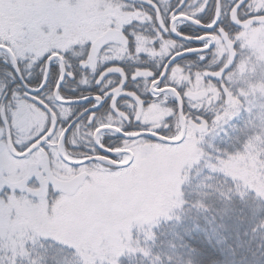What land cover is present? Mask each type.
Listing matches in <instances>:
<instances>
[{
  "label": "snow or ice",
  "instance_id": "obj_1",
  "mask_svg": "<svg viewBox=\"0 0 264 264\" xmlns=\"http://www.w3.org/2000/svg\"><path fill=\"white\" fill-rule=\"evenodd\" d=\"M17 2L23 4L35 2L43 7L67 6V0H59V3L54 0ZM120 2L123 9L118 8L111 15L106 14L101 24V30L115 35L113 39L100 45L96 59L91 57L93 45L91 40L87 42V55L82 53L74 56L57 48L43 53L30 49L23 41L15 39L9 30L8 21L0 17V59L11 65L15 72L13 81L19 77L24 89L11 91L9 95L8 85L0 86V145L7 149L13 160H27L37 152L51 153L57 143L70 145L64 148L66 154L70 153L72 149L78 147L74 137L83 128L89 147L87 152L79 157L68 155V166L73 173L82 174V169H91L94 166L106 168L112 174L131 169L136 163L135 159H129L123 169L110 166L106 161L118 163L123 160L122 148L126 145H138L141 141L166 143L170 140L172 143L169 147L185 150L192 154L193 162H199L204 153L197 145L203 137L215 133L224 124H230L238 115L239 109L243 107L240 97L246 94L243 91L239 94L231 91L230 86L236 82L238 74L234 68L235 59L230 53L234 51L235 45L246 40L251 42L246 33L264 28V0H230L229 7H225L222 0H216V7L210 15L209 0H188L187 7L185 0H178L176 6L168 10L161 8L159 0H143V3L152 9L151 14L129 5L126 0ZM196 4L199 6L194 7ZM129 8L132 10L128 11ZM120 14L125 17L122 22L116 18ZM33 23L37 32L42 31L44 22L41 19ZM144 23L152 25L155 33L153 37L147 39V44L157 49L152 53L153 56L160 55L158 45L161 42L165 43L164 62L157 65L162 68L163 73L141 67L128 70L124 66L125 54L127 59H133L151 52L150 48L145 47L142 34L134 27ZM15 28L25 34V40L30 38L24 23L17 21ZM172 36L187 43L177 47L176 41L171 39ZM138 40L140 46L137 48ZM261 42L264 43V35L261 36ZM190 55L204 66L203 70H197L194 76L189 73L177 78L174 74L183 71L178 59H187ZM191 66L189 64V68ZM33 70L38 73L34 81ZM89 74L95 80L97 88L95 93L65 94V90L69 88L73 93H77L76 85L90 87ZM114 76L117 79H114ZM181 79L186 83L181 85ZM138 80L145 85L139 95L129 88L130 84L133 88H139L135 83ZM70 82L74 83L70 85ZM192 86H199L205 90L208 108H204L202 103L195 102L189 90ZM166 88H172L175 93L171 97L176 101L173 107L168 106L169 98L161 95ZM208 93H211V96H208ZM147 95L153 96L151 102L143 99ZM122 97L126 98L122 102L130 109H135L137 105L140 109L159 108L163 102L165 105L161 109L165 113L163 123L150 127L140 119L138 110L133 111L131 115L123 112L118 106V101H121ZM131 101L136 103L133 104ZM212 101H216L219 108L213 105ZM81 104L84 107L72 116L75 111L73 105ZM186 105L190 109L194 106L205 113L211 112L214 119L211 123L204 117L193 120L191 112L185 111ZM104 111H107L108 115L100 119L98 113ZM78 120L80 123H77ZM133 124L137 126L132 127ZM197 131L200 133L199 139L193 135ZM25 135L28 139L18 143L17 141ZM255 140H260L264 144V130L255 137ZM253 143L254 140L249 139L243 145V153L230 155L225 151L216 158H209L206 164L213 172L232 175L236 165L244 167L242 162L251 158ZM61 160L63 161L64 157H61ZM73 160L77 163H71ZM261 160L258 170L241 174L234 179L243 180L247 189L254 190L259 198L264 199V157H261ZM49 194L52 199L48 201L47 209L38 206L36 211L46 224L55 225L60 219V209L56 206L59 194L54 190ZM239 194L241 197L244 195L243 192ZM15 195V189L4 187L0 189V202L7 203L9 197ZM171 218L167 216V219ZM13 219L11 216L0 214V252L4 253V256L0 257V264H48L49 260L51 264H73V260L64 255L65 250L70 252L76 264H106L101 259L102 249L98 246L78 240L61 239L57 234L50 233L42 235L44 238L55 240L59 246L52 248L51 252L46 250L44 257L32 259L28 242L14 231H5L4 226L12 223ZM176 219L179 220V217ZM37 238V235H32L33 244ZM122 247L118 254H122ZM138 250L146 257L149 255L144 249ZM18 252L29 259L27 261L20 259ZM111 264L116 262L112 261Z\"/></svg>",
  "mask_w": 264,
  "mask_h": 264
},
{
  "label": "rangeland",
  "instance_id": "obj_2",
  "mask_svg": "<svg viewBox=\"0 0 264 264\" xmlns=\"http://www.w3.org/2000/svg\"><path fill=\"white\" fill-rule=\"evenodd\" d=\"M54 2L59 3V0ZM77 4L81 6L74 7ZM118 8L123 9L119 0H67L66 7H43L35 2L23 4L17 0H0V17L8 21L9 30L15 39L23 41L28 48L40 53L57 48L75 56L82 53L87 55V42H93L104 32L101 24L105 15H111ZM116 18L120 22L125 19L122 14ZM37 19L44 22V27L39 32L33 23ZM17 21L27 26L29 39L25 40V34L15 28ZM245 35L251 42L246 40L236 45L238 52L234 68L238 76L230 86L234 94L241 91L246 94L240 97L243 107L230 124H224L215 133L204 136L197 147L204 153L207 147L218 150L223 145L224 151L234 155L237 152L243 153V145L249 139L254 140L251 158L242 162L244 167L236 165L232 175L213 172L209 167L199 169L231 178L228 188L234 192L235 204L238 203L237 198H241L239 193L243 192L242 197L247 196L244 207L246 211L250 209L251 213L255 210L257 216L250 219L257 220L260 214L264 219V199L259 198L254 190L247 189L243 180L234 179L241 174L258 170L262 163L261 157H264V144L255 140L264 130V43L261 42L264 28ZM191 88L195 91L199 87ZM206 102L207 100L204 106ZM164 107L160 103L159 108H147L142 113L141 120L150 127L162 124L165 113L161 109ZM193 135L196 139L200 138L194 133ZM27 139L25 135L17 142L23 143ZM68 155L79 157L82 153L72 149L70 154H66ZM44 157L49 158L52 174L57 179L68 180L77 174L57 157L55 145L51 153L37 152L27 160L16 161L5 154L0 156V189L13 188L15 183L28 176L34 178L30 186L22 191H15L16 195L9 197L7 203L0 202V214L14 218L12 223L4 226L5 231H14L20 235L25 229L38 238H44L43 233H50L57 234L61 239L95 245L102 249L101 259L104 261L108 256H118L122 246V252L126 250L125 243L131 239L132 227H138V232L142 235L140 226L147 222L150 224L149 221L158 217L165 207L170 208L172 201L165 199L166 194L179 190L182 174L198 173V167L195 166H199L198 162H193L192 154L185 150L154 143L151 150L146 152L140 146L134 156L136 163L131 169L115 174L99 166L84 169L88 178L74 195L58 196L56 206L60 209V219L57 224L48 225L36 208L43 206L47 209L51 195L37 199L28 195V190L37 189L38 182L43 177ZM222 202L224 203L223 199Z\"/></svg>",
  "mask_w": 264,
  "mask_h": 264
},
{
  "label": "trees",
  "instance_id": "obj_3",
  "mask_svg": "<svg viewBox=\"0 0 264 264\" xmlns=\"http://www.w3.org/2000/svg\"><path fill=\"white\" fill-rule=\"evenodd\" d=\"M213 8L214 0H209V11ZM9 66H2L0 74L11 75ZM218 150L208 147L204 150L203 160L195 166L198 173H183L179 190L166 194L165 199L172 201L171 207H165L158 217L149 221L150 224L140 226L142 235L138 227H132L131 239L125 243L126 250L116 257L108 256L106 264L112 261L116 264H211L212 261L216 264H264V219L261 214L257 220L250 219L257 216V212L246 211L247 196L236 197L238 203L235 204L234 192L228 188L231 178L199 169L208 168L206 161L209 158L225 152L223 145ZM167 216L172 218L167 219ZM19 236L28 242L32 259L44 257L46 250L51 252L59 246L43 237L33 244L31 232L25 229ZM138 249H144L149 255L146 257ZM17 255L24 261L29 259L19 252ZM64 255L76 264L70 252L65 250ZM3 256L0 252V257ZM48 264H51L50 260Z\"/></svg>",
  "mask_w": 264,
  "mask_h": 264
},
{
  "label": "flooded vegetation",
  "instance_id": "obj_4",
  "mask_svg": "<svg viewBox=\"0 0 264 264\" xmlns=\"http://www.w3.org/2000/svg\"><path fill=\"white\" fill-rule=\"evenodd\" d=\"M160 2H166V3H160ZM177 3H178V0H159V4H160L161 8L165 9V10H168L170 8L175 7ZM222 3L225 4V7H229L230 6V0H222ZM128 4L129 5H134L135 8L143 9L144 11H147L150 14L152 13V9L150 8V6L147 5L146 3H143V0H141L139 2H136V3H128ZM187 5H188V0L185 1V7H187ZM198 6H199V4L194 5V7H198ZM214 9H215V0H214V8H213V10ZM212 11L211 12L209 11V15L212 13ZM134 27H136L137 31L140 34H142V38L145 40V45H146L145 47L150 48L151 52L148 55H141L138 58L133 57V59H127V54H125L124 66L128 70H132V69H134L136 67H141V68L150 69L153 72L163 73L162 68L161 67H157V65L158 64H162L164 62L163 48L165 47V43L161 42L158 45V48L160 49V55L159 56H153L152 53L156 52L157 49L156 48H152V46L150 44H147V39L151 38V37H153L155 35V33L153 32V29H152V25H150L148 23H144V24L138 25V26L134 25ZM171 39L176 41V46L177 47H179L180 44L187 43L186 41L177 39L174 36H172ZM139 46H140V41L138 40L137 41V48ZM121 47H123V46L121 45ZM234 51H235V55H236L235 64H234V66H235L236 65V61H237V52H238L236 45L234 46ZM178 63L183 66V71L180 72L179 74H174V75H177V78L182 77L184 75H188L189 73H192L193 76H194L195 73L197 72V70H203V67H204L198 61L195 60L194 56H191V55L187 59H178ZM189 64L192 65L191 68H189ZM4 65H6L4 60L2 59V61H1V59H0V69ZM9 69H11V71H12L11 75L10 74H0V86H3L5 84L8 85V87L10 89L9 95L11 94V91H16L17 89H21L23 91L24 89L21 86L20 82L18 81L17 77L15 78V81H13V79H12V77L15 76V73H14L11 65L9 66ZM37 75H38V73L35 70H33L32 71L33 81H34V79H35V77ZM25 76L27 77V72H25ZM5 78H7V80L8 79L9 80L6 81ZM88 78H89L90 84H91L90 87H80L79 85H76L77 93H73L71 91V89L69 88V89L65 90V94L66 95H75V94L79 95L81 93H83V94L95 93L97 91V88H96V85H95V80L91 76V74L88 75ZM114 79H117V78L114 76ZM165 80H167V77H165ZM71 83H74V82H70V85H71ZM135 83L139 85V88H133L131 84L129 85V88L131 90H133V91H136L137 94L139 95L140 91L142 89H144L145 85H144V83L142 81H139V80L136 81ZM174 83H175V81H174ZM185 83L186 82L184 80H182V79L180 80V84L181 85H183ZM217 86H219V85H217ZM191 89L192 88L190 87L189 90H190L191 93L203 92V96L201 98H199V99H195V102L204 104L205 101H206L205 94H204L205 90L202 89L201 87H199L195 91H193ZM169 90H173V89L172 88H166L164 90V93H162L161 95L167 96L169 98L168 99V106L169 107H173V106H175L176 101L174 99H171V97H173V94ZM208 96H211V93H208ZM124 99H126V98L122 97L121 101H118V106L121 107V110L123 112L129 113V115H131L133 113V111H137L138 110V114H139L140 119H141L142 113L145 110H147L148 107H144L143 109H140L139 106L137 105L135 109H130L126 104H124L122 102ZM127 99L130 100V98H127ZM143 99L146 102H151L153 100V96L147 95V96H144ZM131 103L135 104L136 102L135 101H131ZM161 104H164V103L161 102ZM212 104L215 105L217 108H219V104L216 103V101H212ZM82 107H84L83 104H81V105H73V108L75 109V111L72 113V116H75L76 112H79ZM208 107H209V104H208V101H207L206 102V106H204V108H208ZM185 111L186 112H189V111L191 112V116H192L193 120H195V118H197V117H204L206 120L209 121V123H211V119L213 117V114L211 112L205 113L203 110H197L194 106L190 109V108L187 107V105L185 106ZM107 115H108L107 111L98 113V117L100 119L106 118ZM77 123H80V121L78 120ZM131 126L132 127H136L137 125L133 124ZM194 134H196V136H200V134H198L197 132H194ZM74 139L76 141V144L78 145V147L74 148V150H77V151H79L82 154L86 153L87 150H88L89 145L86 142L87 138L84 136V129L83 128H81L80 133L77 136H75ZM152 144H154V143H146V142L141 141L138 145H126L124 148L121 149V153L123 154V157H125L127 155L124 152H128L132 156L131 159H134V156L137 154V151H138L140 146L142 147V149L144 151L148 152V151L151 150ZM158 144L167 145L165 143H158ZM59 145H61V151L62 152H64V148L65 147H70V145H64V144H59V143L55 144L56 155L60 159V156L58 154V148L60 147ZM144 147H147V149L145 150ZM6 151H7V149H5L3 147V145H0V156L3 155V154L8 155V153ZM48 160H49V158H48ZM123 160H124V158H123ZM123 160H121L119 162H122ZM42 161H43V159H42ZM49 163H50V161H49ZM64 164H66V163H64ZM66 165H68V164H66ZM50 168H51V165H50ZM83 171H84V169L81 170V172H83ZM32 178H33V176H32ZM33 181H34V178H33ZM33 181H32V183H33Z\"/></svg>",
  "mask_w": 264,
  "mask_h": 264
},
{
  "label": "water",
  "instance_id": "obj_5",
  "mask_svg": "<svg viewBox=\"0 0 264 264\" xmlns=\"http://www.w3.org/2000/svg\"><path fill=\"white\" fill-rule=\"evenodd\" d=\"M139 1L141 0H126V3H136ZM215 7H216V0H215ZM114 35L115 34L113 33L105 31L93 41L92 53H91L92 59L96 58V53L99 51L100 45L102 43L107 42L108 40L113 39ZM175 38L179 39L178 37H175ZM121 45L123 46L122 43ZM230 56L234 57L235 59L236 57L235 51L230 53ZM17 79L20 82L21 86L23 87V82L20 80L19 77H17ZM169 91L173 94V96L175 95L173 90H169ZM191 96L195 99H199L203 96V92L191 93ZM197 133L200 134L198 131ZM171 143L172 141L169 140L165 144L170 145ZM59 146L60 147L58 148V154L60 156V159L61 157H64L63 162L68 164L69 162H68L67 156H65L62 153L61 145ZM144 148L145 150L147 149V147H144ZM124 153L128 154L129 159H131L132 156L130 153L128 152H124ZM42 162H43V170H42L43 178L38 182L37 189L28 190V195L32 198H41L45 196L48 192L53 191V190L57 192L59 195H74L77 192V190L80 188V186L84 183V181L88 178V173L83 171L81 172L82 174H76L75 176H73L72 178L68 180L57 179L51 172L50 163H49L48 158L47 157L43 158ZM106 162L112 164L115 167L124 168V165H126L128 161L125 163H121V162L117 163V162L108 160ZM71 163L75 164L77 163V161L73 160L71 161ZM32 180H33L32 176H28L24 178L23 180H21L20 182L15 183L13 185V189H15V191H22L32 183Z\"/></svg>",
  "mask_w": 264,
  "mask_h": 264
},
{
  "label": "clouds",
  "instance_id": "obj_6",
  "mask_svg": "<svg viewBox=\"0 0 264 264\" xmlns=\"http://www.w3.org/2000/svg\"><path fill=\"white\" fill-rule=\"evenodd\" d=\"M211 264H216V261H212Z\"/></svg>",
  "mask_w": 264,
  "mask_h": 264
},
{
  "label": "bare ground",
  "instance_id": "obj_7",
  "mask_svg": "<svg viewBox=\"0 0 264 264\" xmlns=\"http://www.w3.org/2000/svg\"><path fill=\"white\" fill-rule=\"evenodd\" d=\"M63 154H64V152H63ZM126 160V157H125V159H124V161Z\"/></svg>",
  "mask_w": 264,
  "mask_h": 264
}]
</instances>
